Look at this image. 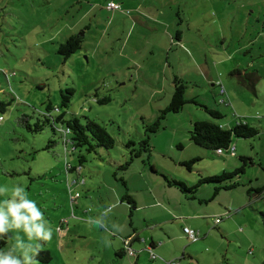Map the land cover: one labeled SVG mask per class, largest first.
<instances>
[{
    "label": "rangeland",
    "instance_id": "1",
    "mask_svg": "<svg viewBox=\"0 0 264 264\" xmlns=\"http://www.w3.org/2000/svg\"><path fill=\"white\" fill-rule=\"evenodd\" d=\"M109 1L120 10L108 9ZM71 36L81 38V48L64 59L58 48ZM174 78L184 83L187 102L159 120L171 102ZM211 81L221 87H212ZM70 88L74 93L64 109L61 91ZM102 98L110 100L98 103ZM48 105L52 118L64 113L65 119L98 123L113 138V148H65L60 123L56 131L49 123L36 130L34 124H42ZM200 105L223 117L210 118ZM236 117L259 134L233 138L234 156L217 155L190 141L196 121L213 120L229 128ZM156 121L158 130L149 132ZM147 138L149 151L141 144ZM128 142L135 145L129 148ZM141 149L125 170L119 169L132 150ZM240 157L254 165L246 164L240 175L224 183H237L235 188L214 194L217 184L197 186L200 178L240 168ZM191 160L196 161L187 169L183 164ZM260 165L264 0H0V187L8 188L0 202L12 198L16 185L36 202L47 221L40 223L52 229L51 239L40 242V252H49L51 259L39 254L40 264H116V231L128 230L130 221L140 230L148 215L140 210L129 218L120 200L128 193L142 204L148 200L144 192L168 207L170 202L180 215L163 231H141L146 237L161 235L168 253L175 252L169 261L264 264V199L253 201L254 192L248 191L264 184ZM163 176L184 183L188 191L168 186ZM190 202L200 208V228L188 223L187 217L197 214L188 210ZM241 204L246 209L237 212ZM215 218L220 220L214 226ZM187 225L200 238L189 240L182 231ZM8 234L3 251L15 244L17 235L27 242L22 230ZM159 248L152 254L160 263L166 260ZM139 255L144 264H153L148 253Z\"/></svg>",
    "mask_w": 264,
    "mask_h": 264
},
{
    "label": "trees",
    "instance_id": "2",
    "mask_svg": "<svg viewBox=\"0 0 264 264\" xmlns=\"http://www.w3.org/2000/svg\"><path fill=\"white\" fill-rule=\"evenodd\" d=\"M81 48V38L79 36H71L64 43L59 45L58 54L63 56L64 59L70 58L72 54L77 52ZM174 92L171 98V102L169 106L163 111L162 115L159 117L164 118L163 116L167 112L177 113L179 112L183 105L186 104V100L184 99L185 85L179 78H174ZM217 87V86H215ZM74 93L73 89H66L65 92L61 91V107L67 109L70 96ZM220 94V92H219ZM221 95V94H220ZM223 95V94H222ZM109 98H102L97 102L100 104H106L109 102ZM193 103H196L194 100H190ZM205 112L210 116V118L214 120L221 119L223 117L220 112L215 109L208 108L206 106H202ZM52 110V107L48 105L46 107V112L42 113L43 122L42 124L35 123L36 130H41L43 125L49 123L52 130L56 131L55 124L60 123L65 126L60 132L63 135V145L66 146L71 145V150L75 151L79 148H86L88 152H95L96 148H104L109 150L114 146L113 138L107 133L106 129L99 125L98 123L92 120H85L81 122L77 117H72L69 119L64 118V113L59 114L57 117H50L49 111ZM160 126L159 121H156L153 125L149 126V132L154 133L158 130ZM27 127H29L27 125ZM66 130L68 133H66ZM259 131L256 127L251 126L244 118H238L235 120L232 126L229 128H224L221 123L215 122L213 120H204V121H196L193 124L192 130L190 132V141L201 148L214 151L216 153L217 149L226 150L230 145H233V138H244L249 139L257 136ZM69 136V138H68ZM145 147L143 150L149 151L148 144L149 139H145L142 143ZM134 142H128L127 147L134 146ZM135 151L132 150L130 153V160L125 165L120 166L119 169L125 170L131 161L140 156L143 150ZM218 155V154H217ZM239 160L242 162V166L238 169H235L232 172H222L220 175L209 176L200 178L197 186L201 184H217L214 189V194H217L220 190H230L237 186V183L224 184L226 181H230L240 175L246 164L254 165L252 159L247 157H240ZM78 161L81 164L83 162L82 157H78ZM196 160H191L190 162H186L183 165L190 169V164L195 162ZM79 164V165H80ZM262 166V165H260ZM264 170V165L262 166ZM151 170L155 172V170L151 167ZM168 186H176L182 191H188L185 187L184 183L176 181V180H168L165 176H163ZM122 184L125 187V182L122 181ZM197 186L193 187L194 190ZM264 190V185L258 187L257 189H249L248 191H253L257 194H261ZM122 200L126 201L129 205H133L132 197L125 193L122 197ZM10 235L7 234L3 238H0V250L6 245V240L9 239ZM39 254H43L47 257V260H50L51 256L49 252H39Z\"/></svg>",
    "mask_w": 264,
    "mask_h": 264
},
{
    "label": "crops",
    "instance_id": "3",
    "mask_svg": "<svg viewBox=\"0 0 264 264\" xmlns=\"http://www.w3.org/2000/svg\"><path fill=\"white\" fill-rule=\"evenodd\" d=\"M109 2H111V1H109ZM108 9H110V8H108ZM111 10H113V9H111ZM135 21L140 23L142 26H143V24H145V22L138 16H137V18H135ZM212 82L213 81H211L209 83H211L212 87H215V84H213ZM234 122H235V120H234ZM263 185H261V186H263ZM261 186H259V187H261ZM125 187L127 188L126 183H125ZM257 188L258 187H256V188L250 187V189H257ZM146 196L148 197L147 198L148 200L146 202H143L142 204L134 196L133 197L131 196L132 201H133L132 206L129 205L126 201L122 200V198L120 200V202L121 203L124 202L126 204L127 208L129 209V215H128L129 218H132L133 212L134 213L139 212L140 210L148 211V215H147V218L144 217V219H143V222L146 224V226H144L140 230H138L137 227H134L136 225H134L133 222L130 221L129 222L130 225L128 226V228L130 230L128 229V230H125L123 232H117L116 231L115 236L118 238V242H117L118 245L116 247H113V249H112V251L114 252L115 258H116V259H113V260H115L113 262H116V264H144L143 258L140 257V255H139V253H141V252L148 253L149 259H150V261H152L151 263H153V264H160V263L161 264H168L169 262H171V261H169V259L172 258L173 256H175V252H173V256L171 255V253H168L169 252L167 250L168 246L165 245L161 235H159V234L157 235L155 233L156 234L155 236L146 237L144 234H142L141 231H143L144 229H149V227L150 228L153 227V230H155V231L156 230L163 231L165 226L172 224L174 222V220H178L179 218L177 219V216H180V215L175 214L174 209L170 208V202H167V204L169 205V207H168L156 195H153L152 193H145L144 192V199ZM261 198L264 199V190L261 194H257L254 192L253 201H255L257 199H261ZM176 201L179 205H181L183 200L179 199V196H178V199H176ZM249 201L250 200H248L247 202H249ZM190 203L191 204H189L188 210H196L197 214L189 215L190 218L187 217V219H189L188 223L190 226L192 225L193 227L200 228L201 222H200V220H198V218L200 216V215H198V210L200 208L197 204H193V202H190ZM199 204H200V202H199ZM227 206H229V205H227ZM238 208L236 209L237 212L239 210L246 209V205L241 204L240 208L239 209ZM156 212H157V215L155 214ZM224 216H225V218H228L229 211L225 212ZM216 219H218V218L214 219V224H213L214 226L216 224H218V223H215ZM186 227H188V225ZM198 236L200 238L199 232H197V238H198ZM157 240H158V242H157ZM124 241H129L128 247L131 249V251H133V255L129 256L127 254V249L124 247ZM134 244H137V246H135ZM133 245L135 247H133ZM157 245L160 246V248L158 249L159 252L163 251L164 254L162 255V257L166 261H163L160 259L161 262L159 263V262H156V259H154V262H153L151 255L153 253V250L157 249Z\"/></svg>",
    "mask_w": 264,
    "mask_h": 264
},
{
    "label": "clouds",
    "instance_id": "4",
    "mask_svg": "<svg viewBox=\"0 0 264 264\" xmlns=\"http://www.w3.org/2000/svg\"><path fill=\"white\" fill-rule=\"evenodd\" d=\"M7 192V187H0V195ZM40 221L47 224L36 202L28 198L23 186H13L12 198L0 202V238L12 230H22L27 236V242L17 235L10 249L0 250V264H40L36 259L42 247L40 242L49 241L52 233V229H45ZM92 223L104 226L100 220Z\"/></svg>",
    "mask_w": 264,
    "mask_h": 264
},
{
    "label": "built area",
    "instance_id": "5",
    "mask_svg": "<svg viewBox=\"0 0 264 264\" xmlns=\"http://www.w3.org/2000/svg\"><path fill=\"white\" fill-rule=\"evenodd\" d=\"M107 6L111 9L114 10H120V6L118 4H115L114 2H108ZM215 86H220V84H218V82L215 84ZM220 94H224V90L221 88L220 89ZM224 102V101H223ZM238 119L237 117L234 119L236 120ZM66 133H68V131L66 130ZM224 152L228 153L230 156H234L235 155V147L233 145H230L226 150H222V149H217L216 154L218 155H222ZM220 219H216L215 223H218ZM183 233L187 236V238L191 241L196 240L197 239V232H195L194 230L189 229L186 226H183L182 228ZM128 243L129 241H124V247L127 249V254L129 256L133 255V251H131V249L128 247ZM151 258L154 259L155 256L152 254ZM168 264H178L176 261H171Z\"/></svg>",
    "mask_w": 264,
    "mask_h": 264
}]
</instances>
